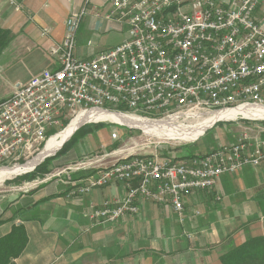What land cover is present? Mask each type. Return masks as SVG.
Returning a JSON list of instances; mask_svg holds the SVG:
<instances>
[{"label":"built area","instance_id":"built-area-1","mask_svg":"<svg viewBox=\"0 0 264 264\" xmlns=\"http://www.w3.org/2000/svg\"><path fill=\"white\" fill-rule=\"evenodd\" d=\"M260 1L112 0L107 17L128 25L129 37L88 60L75 57L85 13H73L64 40L52 49L59 67L32 77L0 101V169L33 160L49 141V131L65 122L68 127L79 116L119 114L188 128L221 111L264 109V23L254 18ZM236 119L256 128L243 127L235 143L202 157L180 162L149 155V161L131 160L90 177L79 193L113 182L137 183L117 207L109 202L92 207L90 218L108 222L137 214L134 202L140 198L170 206L183 221L185 198L264 161V119ZM102 123L109 122H85L77 130ZM118 138L114 132L112 139ZM98 163L90 158L70 170H90Z\"/></svg>","mask_w":264,"mask_h":264},{"label":"crops","instance_id":"crops-1","mask_svg":"<svg viewBox=\"0 0 264 264\" xmlns=\"http://www.w3.org/2000/svg\"><path fill=\"white\" fill-rule=\"evenodd\" d=\"M111 4L112 0H0V29L12 36L0 54V73L8 72L12 78L1 101L32 77L59 67L52 49L64 40L66 21L73 13H85L77 34V59H92L125 42L129 27L107 17ZM254 18L264 23V0ZM114 131L119 134L116 129H94L87 146L79 144L60 157L56 162L60 165L53 169L63 167V178L43 181L11 204L0 201V217L12 219L0 226V239L16 227H23L27 236L15 264H222L221 258L233 248L250 239H264V161L225 174L213 188L185 198L183 221L170 206L140 198L134 202L137 214L108 222L92 220V207L109 202L115 208L128 196L130 186L137 185L113 182L88 194L78 192L90 177L102 175L123 159H117L112 148ZM242 134L203 143L202 149L198 140L185 149L161 154L173 160L202 157L235 143ZM92 155L100 161L97 166L70 170Z\"/></svg>","mask_w":264,"mask_h":264},{"label":"rangeland","instance_id":"rangeland-1","mask_svg":"<svg viewBox=\"0 0 264 264\" xmlns=\"http://www.w3.org/2000/svg\"><path fill=\"white\" fill-rule=\"evenodd\" d=\"M11 79L12 78L8 72L3 71L0 73V101H1L2 95L5 94L9 90ZM203 119L198 120L196 122H192L190 124H186V125L195 126L199 124L200 122H202ZM66 123L67 122L64 123L63 127L53 128L51 131H49L47 140H50V138L60 133L59 131L64 128ZM249 126L256 128L255 123L247 122V121H240L237 119L234 121L233 120L232 121H222L219 123L217 122L216 127L213 126L212 128H209L203 134V136L199 137V139L193 142H181V141H168V140L158 139L155 136H149V135L144 134L141 130H138V129L130 130L125 127H118L116 125H113V123L110 124V122L102 123V124H90V125L84 126L83 128H80L81 131H79L78 134H76L74 138L72 136L70 140L67 141L60 150H58L54 155L46 158V160L53 159L54 162L51 165L57 164L58 158L62 155H66L68 151L72 149V147L76 148L78 147L79 144H81L80 145L81 147L87 146L86 143L91 141L90 138L93 135L92 133L93 130L98 129V128L100 129L107 128V130H111V131L115 129L119 130V134H118L119 138L113 143L112 148L115 149L117 152V159H121V158L124 159L126 156H135V155L149 156V155H156V154H161V153L168 154L174 150L185 149L188 146L193 145L194 143H198L200 140L201 141L200 143H198L197 146L199 149L200 148L202 149V147H199V146H201L203 143H214L216 142L218 138L222 140L224 139V137L230 139L234 135H236V132L239 133L240 131H243V127H249ZM261 126L263 125L261 124ZM254 131H256V129ZM114 132H117V131H114ZM72 138L74 139L73 141H71ZM45 146L46 144L41 149V152L44 150ZM65 146L66 148L62 151V149ZM188 150L191 151L192 147L188 148ZM60 152L61 154H59ZM94 155L90 156L89 158L95 157ZM170 156H172V154ZM46 160L42 161L40 165H42ZM25 163H26L25 161H21L18 163V165L24 166ZM12 166H15V165L13 164ZM64 170L65 169L63 167L53 169L51 174H49L47 177L37 178L36 180L32 182H24L21 179L23 176L31 172L22 173L18 176L7 179L6 181H3L2 183H0V201L3 200L4 202L11 204L14 202V200L19 198L21 194H29L33 192L34 190H36L39 186H41L43 181L50 180L51 178L53 179L63 178V176H66L65 172H63Z\"/></svg>","mask_w":264,"mask_h":264},{"label":"bare ground","instance_id":"bare-ground-1","mask_svg":"<svg viewBox=\"0 0 264 264\" xmlns=\"http://www.w3.org/2000/svg\"><path fill=\"white\" fill-rule=\"evenodd\" d=\"M249 117L254 119H264V109L251 107L249 109L236 108L233 110L221 111L203 119L199 124L188 128H177L172 124L166 122L148 123L147 121L132 117H126L119 114L97 113L89 116H79L78 119H74L65 130L50 138L42 153L35 157L33 160H31L24 166L0 169V183L22 173L33 170L40 163H42V161L46 157L54 155L68 140H70L75 131H77V129L85 122H110L113 124L115 123L141 130L146 135H152L162 140L193 142L199 139V137L203 136V134L209 128H212L217 122L232 121L236 118ZM131 160L149 161V157L140 155L128 156L125 159L117 161L114 166L105 170L103 174L107 172H114L115 166H121L123 165V163L129 162ZM180 162H187V159L180 160Z\"/></svg>","mask_w":264,"mask_h":264},{"label":"trees","instance_id":"trees-1","mask_svg":"<svg viewBox=\"0 0 264 264\" xmlns=\"http://www.w3.org/2000/svg\"><path fill=\"white\" fill-rule=\"evenodd\" d=\"M11 40V33L0 29V54L10 44ZM67 125L68 123H66L64 128L59 132L63 131L67 127ZM80 130L81 129H79L73 135V138L76 136V134H78ZM73 138L71 141L74 140ZM65 148L66 146L62 149V151ZM61 152L59 154H61ZM53 162V159L46 160L42 165L37 167L35 171L23 176L21 179L24 182H32L37 178L47 177L49 174H51L52 169L55 167V165H60H51ZM11 220L12 219L4 220L2 217H0V226ZM26 244L27 236L23 227L14 228L9 236L0 239V264H15L14 260L23 253ZM221 262L222 264H264V239H250L242 246L233 248L221 258Z\"/></svg>","mask_w":264,"mask_h":264},{"label":"water","instance_id":"water-1","mask_svg":"<svg viewBox=\"0 0 264 264\" xmlns=\"http://www.w3.org/2000/svg\"><path fill=\"white\" fill-rule=\"evenodd\" d=\"M73 135H74V134H73ZM68 141H69V140H68ZM49 157H50V156H49ZM46 158H48V157H46ZM46 158H45L44 160H46ZM44 160H43V161H44ZM40 164H41V163H40ZM40 164H39L38 166H40ZM38 166H37V167H38ZM37 167H35L33 170H36V169H37ZM33 170H31V171H28V173H29V172H33ZM25 173H26V172H25Z\"/></svg>","mask_w":264,"mask_h":264},{"label":"clouds","instance_id":"clouds-1","mask_svg":"<svg viewBox=\"0 0 264 264\" xmlns=\"http://www.w3.org/2000/svg\"><path fill=\"white\" fill-rule=\"evenodd\" d=\"M77 131H78V130H77ZM77 131H76V132H77ZM76 132H75V133H76ZM75 133H74V134H75Z\"/></svg>","mask_w":264,"mask_h":264}]
</instances>
